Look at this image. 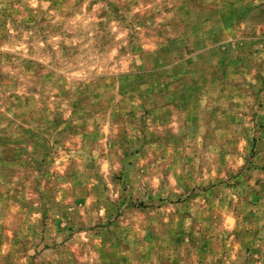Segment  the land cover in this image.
<instances>
[{"label":"rangeland","instance_id":"obj_1","mask_svg":"<svg viewBox=\"0 0 264 264\" xmlns=\"http://www.w3.org/2000/svg\"><path fill=\"white\" fill-rule=\"evenodd\" d=\"M0 264H264V0H0Z\"/></svg>","mask_w":264,"mask_h":264}]
</instances>
